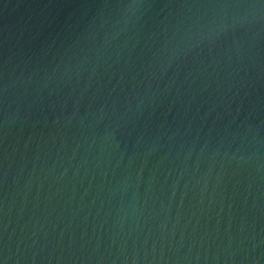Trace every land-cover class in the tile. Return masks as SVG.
<instances>
[{
  "label": "water",
  "instance_id": "water-1",
  "mask_svg": "<svg viewBox=\"0 0 264 264\" xmlns=\"http://www.w3.org/2000/svg\"><path fill=\"white\" fill-rule=\"evenodd\" d=\"M0 264H264V0H0Z\"/></svg>",
  "mask_w": 264,
  "mask_h": 264
}]
</instances>
